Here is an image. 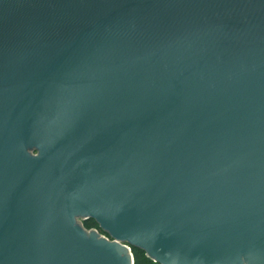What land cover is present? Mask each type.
Segmentation results:
<instances>
[{
    "label": "water",
    "instance_id": "obj_1",
    "mask_svg": "<svg viewBox=\"0 0 264 264\" xmlns=\"http://www.w3.org/2000/svg\"><path fill=\"white\" fill-rule=\"evenodd\" d=\"M131 248L264 264V0H0V264Z\"/></svg>",
    "mask_w": 264,
    "mask_h": 264
},
{
    "label": "trees",
    "instance_id": "obj_2",
    "mask_svg": "<svg viewBox=\"0 0 264 264\" xmlns=\"http://www.w3.org/2000/svg\"><path fill=\"white\" fill-rule=\"evenodd\" d=\"M84 224L87 226L96 227L97 230L101 232V234L105 235L101 230H99L98 225L93 220H89ZM131 253L134 261L133 264H157L147 258L145 253L139 249L131 248Z\"/></svg>",
    "mask_w": 264,
    "mask_h": 264
},
{
    "label": "rangeland",
    "instance_id": "obj_3",
    "mask_svg": "<svg viewBox=\"0 0 264 264\" xmlns=\"http://www.w3.org/2000/svg\"><path fill=\"white\" fill-rule=\"evenodd\" d=\"M77 225H78L81 229H83L84 232H91V231H94V232H95V231H96V232H98V233L100 234L101 237L103 236L104 238H108L107 235H103V234H101V232L98 231L96 227L87 226V225H85L84 223H81V220H80V219H77ZM108 239H109V238H108Z\"/></svg>",
    "mask_w": 264,
    "mask_h": 264
}]
</instances>
